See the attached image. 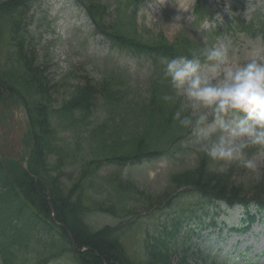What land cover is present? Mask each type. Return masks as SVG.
<instances>
[{
    "label": "rangeland",
    "instance_id": "374dc122",
    "mask_svg": "<svg viewBox=\"0 0 264 264\" xmlns=\"http://www.w3.org/2000/svg\"><path fill=\"white\" fill-rule=\"evenodd\" d=\"M104 1L109 6L107 22L112 23L118 16L124 26L136 31L142 39H160L159 35L163 34L171 43L179 37H188L204 49L223 45L228 47L233 64L253 56L264 58V0H199L206 14L202 23L196 20L194 12L197 0H144L135 21L131 10L134 5L128 0ZM27 40L49 80L46 104L51 113L54 111L52 121L60 146L50 155L51 173L59 176L69 189L81 180L87 162L94 160L91 167H95L96 160L105 156L95 129L105 125L109 134L123 120L120 129L126 133L130 132L134 120L132 115L119 118L114 115V119L111 104L105 98L100 99L86 124L81 123V114L75 115L74 120L56 111L85 83V77L97 84L112 81L130 100L147 97L155 63L151 57L121 49L99 35L77 0L34 2L28 13ZM11 46L10 39L2 40V68H9L14 61ZM0 118L8 134V138L0 141L4 148L0 152L18 155L17 160L27 169L32 139L26 109L15 102L0 111ZM187 130L181 148L172 147L169 153L157 158L123 167L105 161L101 167L91 168L84 181V203L90 207L102 204L115 211L95 207L86 215L87 222L93 229L120 226L122 244L138 263L146 260L147 243L171 232L172 264H183V256L185 264H264V212L246 230L249 220L242 207L230 209L223 203L216 207L196 191L173 192L169 201H158L171 187V175L195 168L205 153L191 130ZM246 152L257 162L255 172L236 162L212 159L210 169L225 172L234 168L236 180H256L264 170V150L252 146ZM120 179L134 182L143 195L120 189L117 185ZM175 221L180 225L172 229ZM44 239L48 240V236L44 235ZM47 264L78 263L71 254H64Z\"/></svg>",
    "mask_w": 264,
    "mask_h": 264
},
{
    "label": "trees",
    "instance_id": "16d2710c",
    "mask_svg": "<svg viewBox=\"0 0 264 264\" xmlns=\"http://www.w3.org/2000/svg\"><path fill=\"white\" fill-rule=\"evenodd\" d=\"M36 1L41 0L0 1V47L2 40L10 39L14 52L11 66L0 67V105L10 106L16 102L26 109L32 139L27 169L15 158H0V264H47L64 254H71L78 264H172L171 232L147 243L146 260L138 263L122 244L120 226L93 229L86 220L90 211L95 207L101 211L115 210L102 204L86 205L84 181L91 168H99L105 161L120 167L135 165L167 154L172 147L180 148L188 130L173 119L179 100L162 99L164 95L172 94L163 76V61L178 56L191 57L193 53L199 55L204 47L186 37L173 43L163 35L160 39H142L136 31L124 26L118 16L112 23L107 22L109 6L104 0H77L99 34L121 49L151 57L155 62V73L149 95L132 100L122 95L110 80L97 84L92 78L85 77V83L77 87L73 96L56 111L74 120L75 115L81 114V123L86 124L100 99L105 98L111 104L113 117L132 115L134 120L130 132L126 133L120 129L123 120L109 134L105 125L95 129L105 156L96 160L97 167L96 164L91 167L94 160L87 162L81 180L66 189L61 178L52 175L49 164L50 155L60 146L52 121L54 111L51 113L46 104L50 92L48 76L45 67L37 63L36 52L27 40L28 13ZM128 1L134 5L132 19L135 21L144 0ZM197 3L195 13L202 21L204 7ZM210 161L203 153L198 166L173 173L171 187L159 196L158 201H169L173 192L196 191L216 207L222 202L229 208L241 205L253 222L255 216H252L251 207L257 206L259 212H264V170L258 179L241 182L236 180L234 168L225 172L212 171ZM117 185L127 192L143 195L130 180L120 179ZM147 200L151 202L150 197ZM179 222H173L172 229H177ZM40 233L43 236H39ZM185 260L183 256L181 262L185 264Z\"/></svg>",
    "mask_w": 264,
    "mask_h": 264
},
{
    "label": "clouds",
    "instance_id": "9594fccd",
    "mask_svg": "<svg viewBox=\"0 0 264 264\" xmlns=\"http://www.w3.org/2000/svg\"><path fill=\"white\" fill-rule=\"evenodd\" d=\"M163 63L172 94L162 99L179 100L173 119L191 130L210 159L255 172L257 162L246 149L264 150V58L233 64L228 47L221 45Z\"/></svg>",
    "mask_w": 264,
    "mask_h": 264
},
{
    "label": "flooded vegetation",
    "instance_id": "af4514ba",
    "mask_svg": "<svg viewBox=\"0 0 264 264\" xmlns=\"http://www.w3.org/2000/svg\"><path fill=\"white\" fill-rule=\"evenodd\" d=\"M6 138H8V135H7V134H5V139H6Z\"/></svg>",
    "mask_w": 264,
    "mask_h": 264
}]
</instances>
